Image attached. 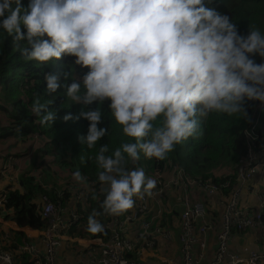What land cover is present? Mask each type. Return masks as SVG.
<instances>
[{
    "label": "clouds",
    "instance_id": "1",
    "mask_svg": "<svg viewBox=\"0 0 264 264\" xmlns=\"http://www.w3.org/2000/svg\"><path fill=\"white\" fill-rule=\"evenodd\" d=\"M205 3L29 0L25 8L22 0H0V30L26 42L21 50L26 61L42 65L70 56L76 66L88 69L79 78L64 74L65 95L86 109L63 117L65 122H89L80 142L92 149L106 136L108 128L99 126L106 101L112 120L128 138L110 154L107 145L100 146L95 156L98 180L106 186L105 214L126 213L134 197L151 195L156 187L143 168L128 169V161L137 163L141 154L151 159L145 164L165 159L196 135L200 117L245 118V101L264 105V62L254 59L264 61V33L250 28L246 36L239 34L228 15ZM45 81L51 95L62 86L54 74ZM31 111L41 124L56 119V112L39 100ZM72 178L85 182L79 170ZM95 215H89L87 225L94 234L104 231Z\"/></svg>",
    "mask_w": 264,
    "mask_h": 264
},
{
    "label": "built area",
    "instance_id": "2",
    "mask_svg": "<svg viewBox=\"0 0 264 264\" xmlns=\"http://www.w3.org/2000/svg\"><path fill=\"white\" fill-rule=\"evenodd\" d=\"M259 108L260 105L256 110ZM260 120L261 117L252 118L248 124L243 134L245 155L238 164V173V165L234 169H226L221 176L226 179L224 183L195 179L171 161L161 163V160L155 159L150 164L130 168H143L146 176L156 180V187L151 195L134 197V206L126 213L118 216L107 214L104 231L109 233L110 238L105 243L100 240L101 256L95 264H203L213 235L217 248L210 264H264V254L252 251L248 257H242L239 251L232 249L235 232L264 228V131ZM35 137L47 143L45 139ZM21 163L17 158L9 157L0 165V179L11 178V171ZM42 166L32 176L39 183L45 178L46 170ZM260 174L262 181L257 188L253 182ZM231 176L236 177L234 183ZM53 186L58 200L54 202L43 195L42 204H38L42 218L48 222L43 240L46 250L42 252L34 244L20 248L21 254L32 256L34 264H56V252L61 242L53 236L60 237L84 219L88 214L84 210L87 197L97 188L96 184L84 183H58ZM98 189L105 196L106 186L100 183ZM258 192L262 196L253 195ZM63 199L73 208L68 221L62 220L66 212L61 203ZM6 202L5 194L0 197V212ZM215 204L221 207L219 221L214 217L217 216L216 212L211 209ZM177 212L178 215L175 214ZM171 216L177 217L175 225L170 222ZM135 223L139 225L138 228H134ZM173 244L177 252L171 258L154 262L150 260V255L146 259L141 257L142 253L171 250ZM0 261L2 264H13V255L1 252Z\"/></svg>",
    "mask_w": 264,
    "mask_h": 264
},
{
    "label": "trees",
    "instance_id": "3",
    "mask_svg": "<svg viewBox=\"0 0 264 264\" xmlns=\"http://www.w3.org/2000/svg\"><path fill=\"white\" fill-rule=\"evenodd\" d=\"M28 2L29 0H22V6L27 8ZM205 6L228 15L241 35L249 34L250 28L259 29L264 33V0H211L210 3L206 0ZM27 46L26 42H17L13 35L0 30V112L9 120L8 125L0 126V140L8 137L26 139L39 136L47 141L48 151L54 145L61 146L63 155L59 157L60 166L65 169L71 168L74 171L79 170L85 177L86 183L97 186L87 197L84 210L88 211V214L82 220V226L75 225L67 233L89 239L106 237L108 240L110 235L105 231L93 234L87 230L90 214L95 213V218L103 226L108 221L107 214L101 207L105 196L100 194L98 189L100 182L95 156L100 146L107 145L110 154L122 143L127 142L128 138L123 135L120 126L112 120L108 109L109 102L106 101L101 106L103 121L99 125L108 128L106 136L92 149L83 145L79 137L86 135L89 122L83 118L65 122L63 117L67 114L76 117L86 109L81 104H73L65 95L63 84L66 72L69 73V79H72L75 76L79 78V75L86 73L88 69L76 66L75 58L70 56H63L59 61L42 65L26 61L21 56V50ZM254 59L257 64L264 62L259 56ZM48 74L56 75L62 85L57 93L52 95L46 91L45 76ZM36 100L47 104L50 111L56 112V119L53 123L41 124L32 113L31 105ZM259 104L258 101H245L244 108L247 113L245 118L229 117L224 114H209L206 117H200L199 130L196 135L176 145L174 151L168 153L161 163L173 161L195 179L203 181L212 179L217 184L224 183L226 179L216 178L214 175L218 169H234L244 157L246 142L243 131L250 123L253 112ZM90 107L95 108L96 104ZM260 121H262L264 131V117ZM64 147L69 149L67 153H64ZM150 160L145 159L141 154L136 162L145 164ZM137 163L128 161L126 167L130 169L137 166ZM230 179L234 183L236 177L231 176ZM20 186L22 192L14 190L8 193L5 209L13 212L12 218L20 227L47 230L48 222L42 218L41 209L34 201L37 196H49L50 192L36 183L34 178L28 176L21 177ZM52 201L55 202L56 199ZM61 203L65 205V200H61ZM175 214L178 215L179 212ZM172 220L171 216V224H173ZM17 248L16 245L12 250ZM12 254L15 255L13 264H34L27 255Z\"/></svg>",
    "mask_w": 264,
    "mask_h": 264
},
{
    "label": "crops",
    "instance_id": "4",
    "mask_svg": "<svg viewBox=\"0 0 264 264\" xmlns=\"http://www.w3.org/2000/svg\"><path fill=\"white\" fill-rule=\"evenodd\" d=\"M9 120L7 117L0 113V126H6L8 125ZM42 139L37 137H29V138H23L18 139L15 137H8L5 139L0 140V165L7 161L9 157L17 158L22 163L18 164L16 168H14L11 171V178H5L0 179V197L2 195H8L9 192L14 190L23 191L20 186V179L22 176H28L32 177L36 171L41 168V164L43 162L48 163L50 160L47 158H51L53 164H50V168H46V166H42L46 172H44V180L39 183L34 177V180L36 183L40 184L46 191L50 192L49 196L51 200H55L57 198L56 193L54 191V186L59 184L68 183L69 185H75L78 184L75 180H72V182L66 181L67 174L66 172H74L71 168H62L60 166L59 157L63 155V150L61 146H52L50 151L47 150L46 142L42 141ZM64 153L69 150L68 148H63ZM15 153H18L17 156ZM20 157V158H19ZM226 170L227 168L218 169L216 171V174L214 175L216 178H221L222 170ZM49 172V173H48ZM48 174V175H47ZM262 181V174H260L254 183V186H257L259 182ZM45 183H47L45 185ZM84 184H88L85 183ZM92 194V193H91ZM90 194V195H91ZM262 193H253V195H261ZM42 196H37L35 199V203L42 204ZM65 205H62L66 212L62 216L63 221H68L70 219V214L72 211V207L69 206L68 203H64ZM248 207V206H246ZM251 209V207H248ZM13 212L10 210L4 209L0 212V253H20V248L23 247L26 244H34L36 248H38L40 251H45L46 246L43 243V240L46 238V231L48 230H35L30 227H20L12 218ZM176 218L174 217L172 222L173 225L176 223ZM171 222V221H170ZM78 227L82 226V220L79 224H77ZM139 227L137 223H135L134 228ZM178 234V230H176ZM262 232L264 234V228L262 230H251L246 231L243 233H234L233 243H232V249L234 252L239 251L242 257H248L250 252L257 251L261 254H264V243L255 241V235ZM255 233V234H254ZM94 234V233H93ZM96 234V233H95ZM254 234V235H253ZM214 236V235H213ZM240 237V242L238 241ZM263 238L264 235H261ZM54 239H59L61 242V246L56 252V264H69V263H87V264H95L99 261L101 256V242L103 243L108 242L106 240V237H97L93 239L89 238H82L77 234L70 235L69 233L64 232L61 234V236L54 235ZM210 237V242L208 245L207 250V259L203 264H210L213 255L216 252L217 246L215 243L212 245ZM215 239V238H214ZM17 245L16 250H12ZM243 245V246H242ZM260 246H262L260 248ZM5 250V251H4ZM9 250V251H6ZM12 252V253H11ZM177 252L176 251V245H172V249H161L157 250L155 252H149V253H142L141 257L146 259L147 256H152L150 260L154 262H159L162 259L171 258L173 254ZM13 255V259L15 260V255ZM29 256V259L31 262L34 263V260H32V256L29 254H24ZM0 264L1 261H0Z\"/></svg>",
    "mask_w": 264,
    "mask_h": 264
},
{
    "label": "rangeland",
    "instance_id": "5",
    "mask_svg": "<svg viewBox=\"0 0 264 264\" xmlns=\"http://www.w3.org/2000/svg\"><path fill=\"white\" fill-rule=\"evenodd\" d=\"M264 105H261L260 104V108L258 109V110H256L254 113H253V115H252V118H262V117H264ZM0 113H2V112H0ZM257 114V115H256ZM247 128V127H246ZM246 128L244 129V131H243V134H244V132H245V130H246ZM17 154L18 153H15V155L17 156ZM18 157V156H17ZM20 158V157H19ZM48 160H50L48 163H46V162H43L42 163V165H44V166H46V168H50L49 166H50V164L52 165L53 164V162H52V159L51 158H47ZM171 162H173V161H171ZM240 162V161H239ZM174 163V162H173ZM175 164V163H174ZM239 164V163H238ZM237 164V165H238ZM141 165H143V164H141ZM238 169H239V165L237 166V173H238ZM186 171V170H185ZM187 172V171H186ZM223 172H225V170L223 169L222 171H221V173H223ZM73 173V172H72ZM72 173H70V172H66V174H67V177H66V181H68V182H72V180H73V178H72ZM188 173V172H187ZM259 176V175H258ZM257 176V177H258ZM256 177V178H257ZM66 184H68V183H66ZM69 185V184H68ZM253 185H254V183H253ZM259 185V184H258ZM255 186V187H257V188H259V186ZM95 189V188H94ZM226 201V198H225V196H224V202ZM211 209H213V211H215L216 212V214H217V216H214L217 220L219 219V216H218V214H220V211H221V207H220V205H217V204H215V205H213V206H211ZM219 221V220H218ZM255 234V233H254ZM253 234V235H254ZM261 235H264L262 232H260V233H258V234H256L255 235V241H259L260 243L261 242H263L264 243V237L262 238L261 237ZM215 238V239H214ZM238 241L240 242V237H239V239H238ZM211 242H212V245L215 243V245H217V242H216V237H215V235L214 236H212V238H211ZM262 244V243H261ZM243 246V245H242ZM262 246H260V248H261Z\"/></svg>",
    "mask_w": 264,
    "mask_h": 264
}]
</instances>
